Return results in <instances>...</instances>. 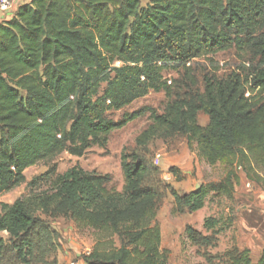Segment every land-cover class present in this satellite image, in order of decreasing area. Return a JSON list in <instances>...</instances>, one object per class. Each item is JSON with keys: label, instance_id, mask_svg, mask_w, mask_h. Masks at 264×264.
<instances>
[{"label": "trees", "instance_id": "trees-1", "mask_svg": "<svg viewBox=\"0 0 264 264\" xmlns=\"http://www.w3.org/2000/svg\"><path fill=\"white\" fill-rule=\"evenodd\" d=\"M233 47L246 49L255 61L247 73L203 75L198 83L192 62ZM164 70L178 78L163 80ZM150 91H163L168 101L162 113L152 114L137 146L182 135L210 164L237 160L247 178H259L264 0H30L17 7L0 22V195L23 185L24 171L38 162L63 152L80 157L90 146H103L111 132L140 115L112 121L107 113ZM199 113L208 118L204 128L197 124ZM121 160L122 194L105 192L107 177L74 167L51 192L1 203L0 234L7 239L0 236V264L6 257L47 264L51 235L37 212L68 216L98 237H116L117 248L97 242L85 264H167L154 222L159 192L150 183L153 170L135 153ZM27 187L31 191L33 182ZM232 187L233 175L227 174L209 190L226 194ZM206 193L203 187L182 195L170 189L175 212L200 210ZM215 224L208 219L206 228ZM186 234L194 245L214 243L213 235L191 228ZM229 264L251 263L246 253L233 250ZM255 264H264V249Z\"/></svg>", "mask_w": 264, "mask_h": 264}, {"label": "rangeland", "instance_id": "rangeland-1", "mask_svg": "<svg viewBox=\"0 0 264 264\" xmlns=\"http://www.w3.org/2000/svg\"><path fill=\"white\" fill-rule=\"evenodd\" d=\"M145 3L142 1L141 6ZM254 64L250 52L233 47L196 59L191 67L200 83L203 75L213 74L216 79H225L237 69L247 73ZM114 66L118 67L120 63L115 62ZM160 75L163 80L178 78L173 71L164 70ZM103 89L104 86L101 87ZM167 101L163 91H150L123 109L108 112L107 118L112 121H118L125 113L140 111V115L123 128L111 132L103 146H90L80 157L63 152L29 167L23 174L25 183L0 195V204H12L16 199H27L31 194L51 192L59 178L74 167L89 175L107 177L105 192L122 194L124 176L121 158L135 153L153 170L150 183L159 192L154 222L160 232L159 249L165 255L167 264H229V254L233 250L246 253L250 263L255 264L264 249V173L256 172L259 178L250 180L245 175L244 166L240 167L237 160L231 164L226 161L210 164L198 153L196 144L189 145L182 135L156 137L144 147L137 146L136 139L151 124L152 114L162 113ZM197 124L206 127L207 116L199 113ZM157 159L159 166L155 167ZM227 174L233 175V187L229 193L209 190L211 185L222 183ZM31 181L34 187L30 191L27 184ZM199 187L207 190L203 207L193 213H176L170 189L182 195ZM34 216L51 235L46 245L47 264L83 261L97 242L118 247L116 237H98L93 230L75 223L68 216L42 212ZM208 219L216 221L212 229L206 228ZM187 228L203 236L213 235V245L192 244L186 234ZM0 236L7 239L5 233ZM2 264L17 263L6 257Z\"/></svg>", "mask_w": 264, "mask_h": 264}, {"label": "built area", "instance_id": "built-area-1", "mask_svg": "<svg viewBox=\"0 0 264 264\" xmlns=\"http://www.w3.org/2000/svg\"><path fill=\"white\" fill-rule=\"evenodd\" d=\"M15 4H16V0H0V19L10 18L9 15L13 12ZM158 166H159V161L157 159L155 163V167ZM69 264H85V263L82 260H79L75 262H70Z\"/></svg>", "mask_w": 264, "mask_h": 264}, {"label": "crops", "instance_id": "crops-1", "mask_svg": "<svg viewBox=\"0 0 264 264\" xmlns=\"http://www.w3.org/2000/svg\"><path fill=\"white\" fill-rule=\"evenodd\" d=\"M28 2H30V0H16V4H15V7H14V10H16L17 7H19L20 5L26 4V3H28ZM14 10H13V12L9 15V17H11V16L13 15ZM3 18H4V17H3ZM4 19H6V21H7V20H9L10 18H4ZM4 19H0V22L3 21Z\"/></svg>", "mask_w": 264, "mask_h": 264}]
</instances>
